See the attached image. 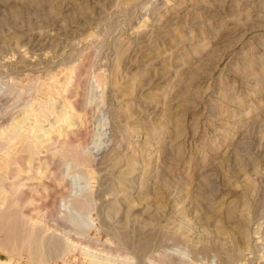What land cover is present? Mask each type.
Wrapping results in <instances>:
<instances>
[{"label":"rangeland","instance_id":"obj_1","mask_svg":"<svg viewBox=\"0 0 264 264\" xmlns=\"http://www.w3.org/2000/svg\"><path fill=\"white\" fill-rule=\"evenodd\" d=\"M0 180V264H264V0H0Z\"/></svg>","mask_w":264,"mask_h":264},{"label":"bare ground","instance_id":"obj_2","mask_svg":"<svg viewBox=\"0 0 264 264\" xmlns=\"http://www.w3.org/2000/svg\"><path fill=\"white\" fill-rule=\"evenodd\" d=\"M26 146H27V144H26ZM0 182H2L1 180H0ZM78 206V205H77ZM75 208V207H74ZM73 208V209H74ZM70 209V208H69ZM76 209V208H75ZM67 218H69V220L71 221V222H73V223H76L77 225H79L80 227L82 226H85L86 224H87V219H86V217L84 216V213L82 212V211H78L77 209L75 210V213H72L71 214V212H70V214L68 213V215H67ZM2 233V232H1ZM6 239V238H5ZM4 242V236L2 235V234H0V243H3ZM4 244V243H3ZM5 245V244H4ZM47 245V244H46ZM13 246V245H12ZM7 247V246H6ZM66 247V246H65ZM64 247V248H65ZM9 248V247H8ZM8 248H6V249H8ZM12 249H13V247H11ZM10 248V249H11ZM60 249V251L61 252H63V251H65L66 249ZM10 249H8L9 251H10ZM11 249V250H12ZM41 256H40V258H42V260H48L49 258H51V254L50 253H47V252H41V254H40ZM61 255V254H60Z\"/></svg>","mask_w":264,"mask_h":264}]
</instances>
